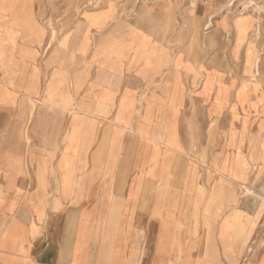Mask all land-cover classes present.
<instances>
[{
  "label": "crops",
  "instance_id": "obj_1",
  "mask_svg": "<svg viewBox=\"0 0 264 264\" xmlns=\"http://www.w3.org/2000/svg\"><path fill=\"white\" fill-rule=\"evenodd\" d=\"M136 31L80 59L57 82V110L33 115L37 126L28 111L14 126L8 99L0 102V264H196L226 256L217 225L207 224L215 214L206 213V177L186 162L190 122L204 130L220 114L210 103L190 112L191 88L196 101L213 102L221 81ZM141 43L147 50H136ZM22 79L36 84L30 70Z\"/></svg>",
  "mask_w": 264,
  "mask_h": 264
},
{
  "label": "rangeland",
  "instance_id": "obj_2",
  "mask_svg": "<svg viewBox=\"0 0 264 264\" xmlns=\"http://www.w3.org/2000/svg\"><path fill=\"white\" fill-rule=\"evenodd\" d=\"M136 30L183 52L191 66L205 64L222 84L213 102L200 103L197 89L190 92V112L219 106V119L212 125L206 119L204 130L196 118L190 122L194 149L186 162L206 177V213L215 214L207 224L217 225L226 255L222 262L196 264H264V0H0V102L8 99L14 126L23 125L24 111L31 114L29 125L37 126L33 115L57 110V82L64 84L100 39L125 42ZM136 50L147 47L141 43ZM248 57L253 66L246 65ZM28 70L36 84L39 79V95L38 85H21ZM241 85L247 87L244 104L238 103ZM42 121L52 125L53 115Z\"/></svg>",
  "mask_w": 264,
  "mask_h": 264
},
{
  "label": "bare ground",
  "instance_id": "obj_3",
  "mask_svg": "<svg viewBox=\"0 0 264 264\" xmlns=\"http://www.w3.org/2000/svg\"><path fill=\"white\" fill-rule=\"evenodd\" d=\"M242 20L238 19V22H237V29H238V32H239V35L240 36H244L245 35V31L243 30V26H242ZM105 38H102L100 39L99 43L95 46V50H105L106 47H107V43H106V40H104ZM39 43V42H38ZM253 58L251 57H248L246 59V65L248 66H253L254 65V62L252 61ZM251 75H253V73H250ZM246 86L245 85H241L240 89L238 90V94H239V98H238V103L240 102V104H244L246 103L248 100L245 99L244 97V94H245V90H246ZM219 102V101H217ZM219 106H215L214 105V108L213 110H217ZM212 110V109H211ZM210 110V111H211ZM235 203V201H234ZM263 205V204H262Z\"/></svg>",
  "mask_w": 264,
  "mask_h": 264
}]
</instances>
